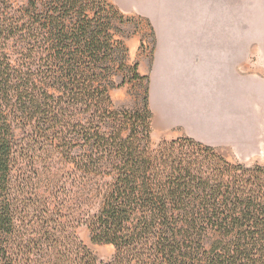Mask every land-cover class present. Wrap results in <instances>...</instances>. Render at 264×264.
<instances>
[{
  "label": "trees",
  "instance_id": "16d2710c",
  "mask_svg": "<svg viewBox=\"0 0 264 264\" xmlns=\"http://www.w3.org/2000/svg\"><path fill=\"white\" fill-rule=\"evenodd\" d=\"M122 20L106 0H0V264H264V167L153 144L147 94L112 108L147 78Z\"/></svg>",
  "mask_w": 264,
  "mask_h": 264
},
{
  "label": "rangeland",
  "instance_id": "374dc122",
  "mask_svg": "<svg viewBox=\"0 0 264 264\" xmlns=\"http://www.w3.org/2000/svg\"><path fill=\"white\" fill-rule=\"evenodd\" d=\"M106 1L122 15L118 37L127 48L128 65L137 63L138 72L147 77L143 81L130 80L110 91L112 108L115 110L140 107L145 94L149 99V72L152 70L153 52L158 41L172 45L184 41H200L203 37L225 41L229 35V40L233 37L236 45L250 44V50L236 52L251 53L249 62L247 56H244L242 63H250L251 69H261V91L252 89L244 101L242 95L236 97L234 140L228 145L215 148L230 162L264 167V0ZM124 77L129 79L132 72H119L114 77L115 83L119 84ZM196 99L199 100L197 96L190 98L193 103ZM253 101L260 102L261 111L254 108ZM161 140L151 135L153 144ZM76 234L99 261L111 260L114 254L112 245L93 243L85 225H80Z\"/></svg>",
  "mask_w": 264,
  "mask_h": 264
},
{
  "label": "crops",
  "instance_id": "0c3cea01",
  "mask_svg": "<svg viewBox=\"0 0 264 264\" xmlns=\"http://www.w3.org/2000/svg\"><path fill=\"white\" fill-rule=\"evenodd\" d=\"M249 45H236L229 35L225 41L205 37L177 45L158 41L149 72L152 137L186 136L213 147L230 144L235 135L236 97L242 95L244 101L252 89L261 91V69L242 63L244 56L249 62L251 53L236 52L250 50ZM195 96L199 100L193 103L190 98ZM253 103L261 111L260 102Z\"/></svg>",
  "mask_w": 264,
  "mask_h": 264
}]
</instances>
